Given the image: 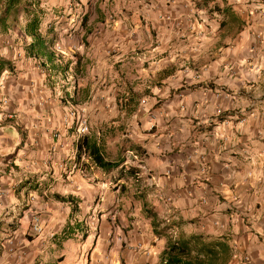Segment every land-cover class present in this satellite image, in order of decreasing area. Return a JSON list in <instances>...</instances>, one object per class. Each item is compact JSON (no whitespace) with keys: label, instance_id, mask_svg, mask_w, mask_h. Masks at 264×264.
<instances>
[{"label":"crops","instance_id":"0c3cea01","mask_svg":"<svg viewBox=\"0 0 264 264\" xmlns=\"http://www.w3.org/2000/svg\"><path fill=\"white\" fill-rule=\"evenodd\" d=\"M40 6L72 63L47 69L21 24L0 30V264H170V244L203 264L219 243L215 264H264V0Z\"/></svg>","mask_w":264,"mask_h":264},{"label":"trees","instance_id":"16d2710c","mask_svg":"<svg viewBox=\"0 0 264 264\" xmlns=\"http://www.w3.org/2000/svg\"><path fill=\"white\" fill-rule=\"evenodd\" d=\"M40 4L41 0H0V30L3 32L21 24L23 36L30 39L24 46L26 54L40 60V64L47 69L65 73L71 68L72 59L54 48L56 37L52 30H42L45 11ZM11 67L8 60L0 57V72L3 69L10 70ZM82 146L85 153H87V149L89 150L88 155L100 168L110 170L117 166L115 162L104 159L93 143H82ZM7 226L12 227L10 224ZM65 230L66 228L63 229L64 232ZM169 246L167 263L178 264L181 261L179 257L181 254H189V249L185 244H170ZM202 250L205 252L201 259L203 264L222 263L228 259L230 254L228 246L222 243H219V251L211 245L203 247ZM194 259L198 258L195 256ZM194 262L197 264V261Z\"/></svg>","mask_w":264,"mask_h":264},{"label":"rangeland","instance_id":"374dc122","mask_svg":"<svg viewBox=\"0 0 264 264\" xmlns=\"http://www.w3.org/2000/svg\"><path fill=\"white\" fill-rule=\"evenodd\" d=\"M43 1V0H42ZM62 4H60L58 7H53L54 9H57V8H59L60 6H61ZM68 5V4H67ZM57 6V5H56ZM80 16V15H79ZM85 116V115H84ZM85 118H86V120H87V131L84 133V134H87L88 132H90L89 131V129H90V124H89V121H88V117L87 116H85ZM116 127H117V125H116ZM93 130H95L96 131V129H95V126L92 128ZM120 130L118 129V132H119ZM90 212H91V210H90ZM89 212V214L87 215V217L85 218V225H86V232H87V238L89 239V242H90V240H92V238L95 236V232H96V230H98V214H97V212L96 211H92L93 213H90ZM34 220H37L38 221V226L41 228V231H40V233L43 231V228H42V226H41V224H40V218H39V216L38 215H36L35 217H33V219H32V221H31V223H30V226H29V228H30V230L32 231V233H35V234H40V233H36L35 231H34ZM5 232V231H4ZM7 233V232H6ZM5 239H6V237H5ZM89 244V243H88ZM13 253H15V249L13 248V245H11V243H10V245L7 247V249H5L4 250V248L2 249V248H0V260H1V262H2V260L4 259V260H10V257H9V255L10 254H13ZM6 264H10L9 262L8 263H6Z\"/></svg>","mask_w":264,"mask_h":264},{"label":"built area","instance_id":"2783aa9c","mask_svg":"<svg viewBox=\"0 0 264 264\" xmlns=\"http://www.w3.org/2000/svg\"><path fill=\"white\" fill-rule=\"evenodd\" d=\"M76 123H77V133L79 135H83L87 131V120L84 115L77 114L76 116ZM34 231L36 233H40L41 228L38 226V221L34 220Z\"/></svg>","mask_w":264,"mask_h":264}]
</instances>
